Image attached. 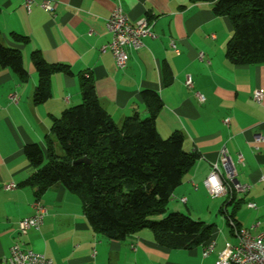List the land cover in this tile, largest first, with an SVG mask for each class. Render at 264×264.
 Returning a JSON list of instances; mask_svg holds the SVG:
<instances>
[{
  "label": "crops",
  "instance_id": "crops-1",
  "mask_svg": "<svg viewBox=\"0 0 264 264\" xmlns=\"http://www.w3.org/2000/svg\"><path fill=\"white\" fill-rule=\"evenodd\" d=\"M40 1L27 10L21 0H0V42L20 51L27 72V79L20 81L11 70L0 68V260L18 244L52 264H214L225 245L236 241L229 216L253 235L264 231V64L228 62V18L215 16L209 3L190 0H48L53 13L43 11ZM116 4L131 23L147 18L154 34L142 39L140 50L128 51L124 69L116 67L110 52H100L111 39L105 20ZM11 34L26 40L18 42ZM33 51L46 63L66 65L71 72L52 75L51 96L39 105L32 102L37 85ZM82 75L91 78L101 107L117 125L135 113L148 116L144 91L159 96L158 135L165 139L179 131L184 150L199 155L173 190L167 209H185L192 220L212 226L210 254L203 256L209 242L189 250L167 249L154 242L147 229L122 241L108 240L92 230L78 197L62 186L50 187L39 198L33 188L21 186L33 171L24 147L36 144L45 150L52 118L81 102ZM188 76L191 89L184 85ZM254 91L262 92L260 103L252 99ZM11 94L17 96L16 104ZM223 148L234 182L249 186L247 194L234 193L225 204V197L210 201L203 186L213 165L225 175ZM37 200L46 211L42 224L20 235L18 222L33 214ZM247 203H254L256 210Z\"/></svg>",
  "mask_w": 264,
  "mask_h": 264
},
{
  "label": "trees",
  "instance_id": "trees-1",
  "mask_svg": "<svg viewBox=\"0 0 264 264\" xmlns=\"http://www.w3.org/2000/svg\"><path fill=\"white\" fill-rule=\"evenodd\" d=\"M190 1L209 3L215 16L230 21L232 35L225 47L229 63L264 64V0ZM11 36L18 42L26 40ZM30 61L37 75L32 102L43 104L51 96L52 75L71 72L66 65L46 63L39 51L31 52ZM0 68L11 70L20 81L27 79L20 51L1 42ZM79 89L80 104L52 118L45 150L36 144L24 147L33 171L21 186L33 188L36 198L50 187L62 186L78 197L92 230L108 240L122 241L147 229L154 242L167 249L189 250L209 242L211 225L167 210L173 190L199 155L184 150L179 131L165 139L158 135L159 96L144 91L141 96L148 116L140 118L135 113L117 125L101 107L88 75L80 77ZM228 220L238 227L231 216Z\"/></svg>",
  "mask_w": 264,
  "mask_h": 264
},
{
  "label": "built area",
  "instance_id": "built-area-1",
  "mask_svg": "<svg viewBox=\"0 0 264 264\" xmlns=\"http://www.w3.org/2000/svg\"><path fill=\"white\" fill-rule=\"evenodd\" d=\"M25 9L35 3V0H21ZM38 6L47 13H53L54 5L48 0L38 2ZM105 30L111 36L110 41L100 48V52H110L114 63L118 69H124L128 61V51H138L142 48V39L153 38L152 24L147 18H142L131 23L123 14L119 4L111 11L109 17L105 20ZM170 46L174 48L171 43ZM202 59V55H199ZM184 85L187 89L192 88L190 77H186ZM202 101L203 98L200 97ZM263 95L261 91H254L252 99L260 103ZM12 103H17L18 99L15 94L9 97ZM229 119H225L224 123L228 124ZM241 156H238V161L241 162ZM220 163L225 169V175L221 176L220 170L216 165L212 166L211 172L203 181L208 195L211 198H231L234 193L247 194L249 186L236 183L233 180L232 172L228 171V156L226 149L220 151ZM8 186L7 188H12ZM185 199H181L184 202ZM33 214L30 217L24 218L18 222V233L26 234L30 229L37 230L42 224L45 209L37 200L33 203ZM246 207L251 210H256L254 203H247ZM236 241L234 244H226L223 251L218 255L214 264H264V231L253 235L250 229L236 227L231 220H228ZM240 233H249V240H240ZM214 243L209 242L203 249V256H207L213 250ZM0 264H52L51 260L44 255L34 253L30 250L22 249L18 244H13L9 249V255L0 260Z\"/></svg>",
  "mask_w": 264,
  "mask_h": 264
},
{
  "label": "rangeland",
  "instance_id": "rangeland-1",
  "mask_svg": "<svg viewBox=\"0 0 264 264\" xmlns=\"http://www.w3.org/2000/svg\"><path fill=\"white\" fill-rule=\"evenodd\" d=\"M208 197H209V200H210V201H218L219 199H220V201H221V200H224L223 197H220V198H211L210 196H208ZM167 210H168V209H167ZM169 211H170V210H169ZM171 212H172V211H171ZM182 214H186V215H187L185 209L182 211ZM193 216H195V215H193ZM194 220H197V219H194Z\"/></svg>",
  "mask_w": 264,
  "mask_h": 264
},
{
  "label": "bare ground",
  "instance_id": "bare-ground-1",
  "mask_svg": "<svg viewBox=\"0 0 264 264\" xmlns=\"http://www.w3.org/2000/svg\"><path fill=\"white\" fill-rule=\"evenodd\" d=\"M240 240H249V233H240Z\"/></svg>",
  "mask_w": 264,
  "mask_h": 264
},
{
  "label": "water",
  "instance_id": "water-1",
  "mask_svg": "<svg viewBox=\"0 0 264 264\" xmlns=\"http://www.w3.org/2000/svg\"><path fill=\"white\" fill-rule=\"evenodd\" d=\"M80 162H83V163H87V164H89V161L86 160V159H82Z\"/></svg>",
  "mask_w": 264,
  "mask_h": 264
}]
</instances>
